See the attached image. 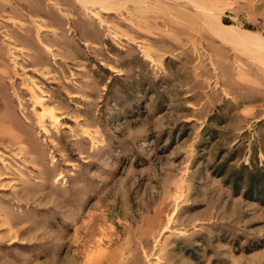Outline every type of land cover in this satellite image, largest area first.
<instances>
[{
    "label": "rangeland",
    "instance_id": "374dc122",
    "mask_svg": "<svg viewBox=\"0 0 264 264\" xmlns=\"http://www.w3.org/2000/svg\"><path fill=\"white\" fill-rule=\"evenodd\" d=\"M0 264H264V0H0Z\"/></svg>",
    "mask_w": 264,
    "mask_h": 264
},
{
    "label": "bare ground",
    "instance_id": "6f19581e",
    "mask_svg": "<svg viewBox=\"0 0 264 264\" xmlns=\"http://www.w3.org/2000/svg\"><path fill=\"white\" fill-rule=\"evenodd\" d=\"M93 3V2H92ZM94 4V3H93ZM217 33V32H216ZM219 35H220V33H219ZM221 36V35H220ZM222 37V36H221ZM224 39V38H223ZM232 39H234V38H232ZM231 41H234V40H231ZM40 102V101H39ZM46 111H45V113L46 114H48L49 116H51L52 117V114L53 113H55V111H54V109H52V108H46L45 109ZM39 117H40V120H44V113H41V114H39ZM60 118V117H59ZM64 119V118H63ZM56 120V119H55ZM57 120H59L58 118H57ZM42 124V123H41ZM58 179H61V175L58 177Z\"/></svg>",
    "mask_w": 264,
    "mask_h": 264
}]
</instances>
